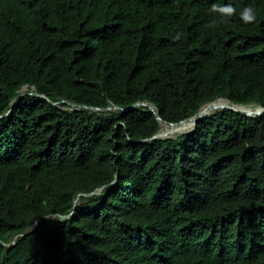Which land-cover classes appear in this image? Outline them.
<instances>
[{
    "label": "trees",
    "instance_id": "1",
    "mask_svg": "<svg viewBox=\"0 0 264 264\" xmlns=\"http://www.w3.org/2000/svg\"><path fill=\"white\" fill-rule=\"evenodd\" d=\"M218 98L264 106V0H0V264H264V115L154 138Z\"/></svg>",
    "mask_w": 264,
    "mask_h": 264
},
{
    "label": "bare ground",
    "instance_id": "2",
    "mask_svg": "<svg viewBox=\"0 0 264 264\" xmlns=\"http://www.w3.org/2000/svg\"><path fill=\"white\" fill-rule=\"evenodd\" d=\"M28 87V86H27ZM27 87H24V90H27ZM151 106H153L151 103H149ZM231 108L239 111L254 113L261 110L260 106L258 104H239V103H232L228 99L219 98L215 100L212 103L206 104L202 109L200 115L203 114H212L218 110ZM196 128V118H190L186 119L179 123H162V127L159 130V135L162 137H171L176 134L180 133H187L191 132Z\"/></svg>",
    "mask_w": 264,
    "mask_h": 264
},
{
    "label": "water",
    "instance_id": "3",
    "mask_svg": "<svg viewBox=\"0 0 264 264\" xmlns=\"http://www.w3.org/2000/svg\"><path fill=\"white\" fill-rule=\"evenodd\" d=\"M22 95H23V94H21V96H22ZM37 95H39V96L45 98V95H42V94H37ZM218 99H219V98H218ZM224 99H227V98H224ZM216 100H217V99H216ZM228 100H229V99H228ZM214 101H215V100H214ZM214 101H212V102H214ZM230 101H231V100H230ZM212 102H210V103H212ZM235 103H236V102H235ZM139 104H140V103H137L136 105H139ZM144 104H145V105H148L149 107H151L152 110L155 109V106H154L153 104H152L153 106H151L149 103H144ZM207 104H208V103H207ZM241 104H249V103H241ZM255 104H258V103H255ZM136 105H134V106H132V107H135ZM205 105H206V104H205ZM205 105H204V106H205ZM258 105L260 106L261 110H260V112H258L257 114H251V113H247V112L239 111V110H235V109H232V110H235V111H238V112H242V113H245V114H248V115H251V116H261V115H264V106L261 105V104H258ZM204 106H202V108H203ZM202 108H201V109H202ZM201 109H200V111H199L196 115L190 117V118H196V125H197V123H198L199 120L205 118V117L208 115V114L200 115V113H201ZM229 109H231V108H229ZM125 110H128V108L125 109ZM209 115H210V114H209ZM190 118H187V119H190ZM159 120H160L161 123L165 122V121H163V119H162L160 116H159ZM185 120H186V119H185ZM183 121H184V120H183ZM180 122H182V121H180ZM165 123H168V122H165ZM177 123H179V122H177ZM171 124H174V123H171ZM157 137L165 138V137L160 136L159 133L156 134L154 138H157ZM36 227H37V225H35V226L33 227V230H34Z\"/></svg>",
    "mask_w": 264,
    "mask_h": 264
},
{
    "label": "clouds",
    "instance_id": "4",
    "mask_svg": "<svg viewBox=\"0 0 264 264\" xmlns=\"http://www.w3.org/2000/svg\"><path fill=\"white\" fill-rule=\"evenodd\" d=\"M225 12H234L235 8L232 5H225L222 9ZM251 6H247L244 11L241 13V18L245 21H249L255 18L254 15H251Z\"/></svg>",
    "mask_w": 264,
    "mask_h": 264
},
{
    "label": "built area",
    "instance_id": "5",
    "mask_svg": "<svg viewBox=\"0 0 264 264\" xmlns=\"http://www.w3.org/2000/svg\"><path fill=\"white\" fill-rule=\"evenodd\" d=\"M28 89V88H27ZM50 101V99H49ZM70 105L69 106H62V105H59L60 107L62 106L63 108L65 109H70V110H74V109H77V108H80L82 106H78L74 103H71L70 101H67ZM84 107H87V106H84ZM89 108V107H88ZM91 109H95V110H99L100 108H91Z\"/></svg>",
    "mask_w": 264,
    "mask_h": 264
},
{
    "label": "rangeland",
    "instance_id": "6",
    "mask_svg": "<svg viewBox=\"0 0 264 264\" xmlns=\"http://www.w3.org/2000/svg\"><path fill=\"white\" fill-rule=\"evenodd\" d=\"M27 87V86H26ZM28 88V87H27ZM22 91H23V93L24 92H27V90H24V88L22 89ZM259 111H257V112H254V113H251V114H257ZM249 113V112H248ZM181 134V133H180ZM179 134H176V135H173V136H171V137H176V136H178ZM77 201L78 202H80V197H78V199H77Z\"/></svg>",
    "mask_w": 264,
    "mask_h": 264
}]
</instances>
